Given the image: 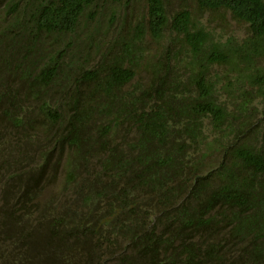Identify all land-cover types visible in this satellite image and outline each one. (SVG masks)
Masks as SVG:
<instances>
[{
  "label": "trees",
  "instance_id": "1",
  "mask_svg": "<svg viewBox=\"0 0 264 264\" xmlns=\"http://www.w3.org/2000/svg\"><path fill=\"white\" fill-rule=\"evenodd\" d=\"M0 264H264V0H0Z\"/></svg>",
  "mask_w": 264,
  "mask_h": 264
},
{
  "label": "rangeland",
  "instance_id": "2",
  "mask_svg": "<svg viewBox=\"0 0 264 264\" xmlns=\"http://www.w3.org/2000/svg\"><path fill=\"white\" fill-rule=\"evenodd\" d=\"M205 24H207V27L214 33L216 37L233 34L238 38H242L246 34V28L244 26L236 25L228 21L220 23L212 20L211 18H207V22H205Z\"/></svg>",
  "mask_w": 264,
  "mask_h": 264
}]
</instances>
